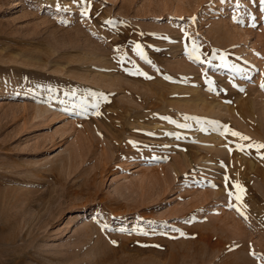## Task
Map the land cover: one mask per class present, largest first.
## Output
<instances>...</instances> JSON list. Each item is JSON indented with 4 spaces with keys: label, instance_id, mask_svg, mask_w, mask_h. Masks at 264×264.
Masks as SVG:
<instances>
[{
    "label": "rangeland",
    "instance_id": "1",
    "mask_svg": "<svg viewBox=\"0 0 264 264\" xmlns=\"http://www.w3.org/2000/svg\"><path fill=\"white\" fill-rule=\"evenodd\" d=\"M262 84L264 0H0V264H264Z\"/></svg>",
    "mask_w": 264,
    "mask_h": 264
},
{
    "label": "snow or ice",
    "instance_id": "2",
    "mask_svg": "<svg viewBox=\"0 0 264 264\" xmlns=\"http://www.w3.org/2000/svg\"><path fill=\"white\" fill-rule=\"evenodd\" d=\"M84 15H87V13L85 12ZM137 48H139V46H137ZM140 54H141V56H143L142 52H141ZM222 59H223V57H222ZM261 88H262V90H264V84L261 85ZM97 115H99L98 112H97ZM231 134H232L233 136H238V135H239V134H237V133H235V132H232ZM240 138H241V139H244V140H247V139H248L247 137H240ZM250 146H251V145H250ZM257 147H258V149H259V148H264V144L258 145ZM233 187H235L240 193H243V191H244V189H243L240 185H234ZM229 195H231V193H229ZM236 199H237V200H241L242 197H241L240 195H237V196H236Z\"/></svg>",
    "mask_w": 264,
    "mask_h": 264
}]
</instances>
